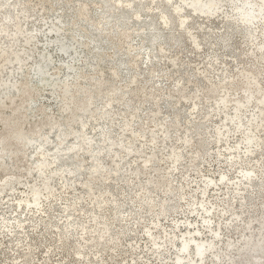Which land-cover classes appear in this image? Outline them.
Here are the masks:
<instances>
[{"label": "rangeland", "instance_id": "374dc122", "mask_svg": "<svg viewBox=\"0 0 264 264\" xmlns=\"http://www.w3.org/2000/svg\"><path fill=\"white\" fill-rule=\"evenodd\" d=\"M122 1L128 2L131 7L128 12L124 11L122 7L120 9L115 7L114 3H118L117 0H107L109 7L105 6L103 14H99L98 9H95L98 6L97 0H90L87 5L89 20L79 19L74 22L73 17H76L75 14L77 15L82 0H0V54L3 53L0 57V100H2L0 111L5 113L10 110L8 102L11 101V98L5 96L14 94L16 83L19 82V88L15 101H21L22 95L26 94L27 84H30L35 87V91L29 98L36 102L30 107L27 100L21 101L20 109L22 112H26V115L23 116L25 118L27 116L30 121L50 117L52 122L59 121L60 126L62 125L59 127L61 130L58 133L44 128L38 141L32 140L27 143L25 162L31 165L33 173L20 175L17 187L13 186L0 191V264H89L93 259L97 264H172L178 249V239H176V243H171L164 241L165 238L162 239L161 236L166 231L175 234L186 229V224H189L186 219L190 214V202L200 199L201 190L205 184L204 179L207 176L216 178L222 171L227 172L231 183H222V186L226 185L225 188L208 189L206 197L209 199L208 202H214L212 213L215 211L218 213L221 208L229 207L230 210L223 217H231L229 221L232 223L227 222V218H219V214H215L213 224L218 226L222 224L224 227L222 238L216 247L221 251L222 259L215 258L214 261V254L211 253L206 258V264H229L230 257L238 256V246L241 243L239 242L236 248L230 250L227 249L228 245L225 243L228 239H238L241 233H249L252 238V236H256L258 233L259 236L263 232L258 224L263 218L262 210L264 209V110L261 111L256 107L255 98L246 105H242V110L238 109L237 111L232 107L233 105L229 108L221 107L222 101L212 104L205 99V94L208 93L210 84L220 82L225 86L220 88L222 91L219 98L226 90L234 91L231 87L232 83H227V81L231 78L234 79V75L239 71L247 72L252 80H257L260 86H263L264 90V2L262 7H259V2L256 0H252L246 5L243 0H218L214 4L217 8L216 15H211L210 19L206 21L202 16L193 15L190 9L183 7L182 12H186V19L190 26L183 29L177 24L178 17L172 13L173 6L169 5L166 0H156L157 5L152 9L148 7V0L142 2ZM179 1L183 2V0ZM206 1L208 0L201 2ZM195 2L193 1L197 5ZM240 4L244 6V10L239 7ZM203 6L206 8V4ZM150 10L154 11L152 20L148 15ZM240 10L244 11L248 23L242 22L243 15L238 13ZM135 11L139 12L138 17L133 16ZM256 11L260 12L258 17L253 16ZM162 12L167 14L169 28H162L158 16ZM219 13L221 15L217 16ZM109 14H113L115 18L113 16L109 18ZM121 15L127 16L126 26L133 32L139 30L148 32L149 35L145 40L146 48L143 47L142 50L146 56L158 63V69L156 67L154 71L153 67L145 64L144 58L140 57L135 67L142 74L136 73L138 81L131 83V77L136 70L130 69V66L133 65L129 61L131 53L125 54L128 44L116 48L118 56L122 57L125 54L123 57L126 58L124 71L127 76L121 85L122 92L119 91L115 95L112 100L113 106L108 109L105 106L108 91L116 84V79L112 76V64L106 60L107 62L103 63V68L93 72L95 59H88L87 62L84 58L85 50L81 46L76 49L75 40L77 42L83 39L88 43L90 38H83L84 32L98 38V30L95 29L98 19L112 21L110 23L113 24L115 30L111 27L110 34L116 40ZM223 16H225V22L222 21ZM134 17L143 19L145 22L148 21V23L141 25L140 22L135 21ZM227 19L234 20L232 26L226 25ZM239 22H242L243 25H239ZM17 24L21 26V33L16 31ZM90 24L92 25L90 26ZM156 33H163V37L158 38L154 46L147 47L152 35ZM168 34H175L179 40L167 43L164 37ZM228 34L231 35V41L228 46H225L226 41H229L226 39ZM137 38L133 41L134 44L138 42L139 38ZM195 41L199 43V46ZM161 44H164V49H161ZM6 55L9 56V59L3 61L2 59ZM69 63L73 64L75 68L68 67ZM28 67L32 70L29 75L30 79L23 76ZM38 68L41 70L46 68L45 71H48L47 73L53 78L56 85L44 86L41 84L39 81L40 69ZM80 68L89 74L88 76L93 77L92 79L84 78L83 84L101 94L96 99L95 105L92 106L93 114L84 112L78 120L74 121L71 120V108L61 111V108L64 109L62 105L65 100L59 96V91L63 87V81L71 80L73 71ZM56 70L60 72L55 73ZM150 70L152 73H149ZM137 85L143 91L150 92V95L143 97L142 104L137 100L138 97L133 95L135 91L133 88ZM181 86H185L183 93L189 96L188 99L181 96ZM239 92L240 90L232 97L239 96ZM156 94H161L157 100L154 98ZM194 95H196L195 99L198 103L191 106ZM80 97L85 98V93L83 92ZM157 108L159 111L155 112ZM225 108L226 110H223ZM132 110L136 114L133 117L129 116L132 120L130 121L131 129H128L126 123ZM177 114H179V120H177L178 123H174ZM231 114L234 115L231 116ZM222 116L226 117V120H222ZM228 120L231 124L230 126L224 124L223 130L228 128L229 133L227 131L225 135H222L225 138L222 143H216V128ZM165 122L172 123L167 135L160 129L162 123ZM84 123L86 127L81 130V125L83 126ZM31 124L27 122L25 127H29ZM68 129L72 130V134H68ZM106 129L112 131L105 142ZM188 135L191 138V146L180 147L181 162L179 161L175 169L173 166L170 167L171 172L168 175L171 177V184L170 190H166V192L163 187H157L156 184L163 178L162 174L171 163L170 151L179 145L182 137ZM60 136L65 137V142L57 147ZM153 137H155L154 142L150 140ZM42 138L48 139L44 145L40 143ZM238 139L240 142H237ZM221 144L222 146H220ZM234 144V149L237 151L235 159H238V163L232 166L229 160L233 156L228 154L230 150L227 147ZM246 144L250 145L248 151H246ZM70 146L74 149L71 150ZM130 146L133 147L132 151L129 149ZM220 148L222 153L219 152ZM195 149L199 150V156L202 157L200 163L197 160L192 164L190 154ZM246 152H251L248 159H246ZM72 153L79 156H71L65 160L64 157L72 155ZM150 153L154 155L151 162L153 165L146 173L142 161ZM15 155V152L10 151L0 162L6 165L8 172H19L20 170L14 164ZM97 156L101 157V162L104 164V167H100L99 170L93 165V162L98 163L95 160L98 158ZM40 157L46 162V171L37 173ZM115 166L118 170L115 169ZM242 166L245 167V171L250 168L257 169L250 179L243 177L249 181L248 183L236 177L238 174L241 175ZM106 173L110 175L109 182L107 181L109 184L111 183L110 186L100 184ZM90 174H94L95 188L88 191L83 182L92 178ZM236 180L239 182L236 183ZM33 185L42 188L41 201L43 204L41 206L48 210L39 211L35 207L37 212L31 209L19 213L21 207H18L19 210H15V204L22 197L21 195L30 192ZM106 186H108V190ZM143 186L148 189V195L146 200L140 202L138 194L142 192ZM237 186L244 187L240 193H237L239 190L236 188ZM48 189L51 193L47 192ZM101 192L109 198V203L102 212H97L94 206L96 200L93 201L92 197ZM182 192H187L184 198L180 197ZM163 197H168L165 201L168 205L166 211L160 212L158 208H155L154 211L148 210L149 200L154 199L159 203ZM231 202L233 204L230 206ZM212 203L210 202L209 205ZM254 203L256 204L254 205ZM116 204L119 207L114 210L111 206H116ZM239 211H241L240 217L232 220ZM68 212L73 214L68 215ZM191 214L193 215L195 212H191ZM25 217H28L27 220ZM200 218L201 216L195 221V224H203V221L199 222ZM70 220L73 221L70 223ZM176 220H179L177 226H175ZM156 221L158 227L152 228L151 226H154ZM247 221H250V225L245 229ZM148 226L154 232V236L158 237L157 240L164 241L160 251H154V241L146 231ZM101 227H108L105 237H99ZM122 230L123 232H121ZM61 231L63 234L68 233L71 239L66 249L60 247ZM208 234L211 233L208 231ZM97 241H101V244L98 245ZM80 247L86 255L82 257L86 258L84 262L79 259L80 255L76 253ZM260 260L264 261V257ZM239 264L246 263L241 261Z\"/></svg>", "mask_w": 264, "mask_h": 264}, {"label": "bare ground", "instance_id": "6f19581e", "mask_svg": "<svg viewBox=\"0 0 264 264\" xmlns=\"http://www.w3.org/2000/svg\"><path fill=\"white\" fill-rule=\"evenodd\" d=\"M106 1L107 0H97L98 6H96L95 9H98L99 14L100 13L103 14V11L105 10V6H108ZM136 1L142 2L143 0H136ZM148 1L149 2L147 4H148V7L150 9H152L153 6L157 5L156 0H148ZM193 1H196L195 3H197V5L194 4ZM201 1H204V0H183L184 3L182 1H179V0H177V1L166 0V2L169 5H172L173 6L174 9H172V13L176 17H178L179 20H178L177 24H178V26L180 28H183V29H185V28H187L189 26V22L186 19L187 18L186 17V12L185 11L182 12V8L183 7L190 9L191 14H193V15L196 14V15L202 16L204 18V21H206L207 19H210L209 17H211V15H216L215 13L217 12V8H216V6L214 4L217 3L218 0H208L206 2H201ZM243 1H244L245 5H246L247 3H251L252 0H243ZM256 1L259 2V7H262V4H263L264 0H256ZM89 2H90V0H82V2L80 4V8L77 10V15L75 14L76 17L74 18L72 16L74 22L76 20H79V19H81L83 21H85L86 19L89 20L87 18L89 16L88 11H87V9H88L87 8V5L89 4ZM117 2L118 3H114L115 7H118L119 9H120V7H122V9L124 11L127 10L126 12H128V10L131 9V7L128 5V2H124L122 0H117ZM205 4H206V8H204V6L202 7V5H205ZM54 6H55V4H54ZM239 7H242V9L244 8V6L242 4H240ZM207 8H209L210 10H208ZM258 9L260 10V8H258ZM241 10L238 11V13H240L241 15H243L242 16V19H243L242 22L248 23L246 21L247 16L244 14V11H241ZM258 11H256L253 16L258 17V15L260 14V12H258ZM118 13L119 14H122L120 12H118ZM153 13H154V11H151V10L148 11V15L151 16L150 17V20L153 19V17H152ZM119 14H118V16H119ZM126 15H121V17H120V24H119L120 28H119L118 32H116L117 33L116 34L117 35V37H116V40L117 41L110 34V30H112L111 27L114 28L113 24L110 23V22H112V21H110V19H106V20H104V19H100L99 20L98 19V21H96L97 24L95 26L96 27L95 29H96V31L98 30V36H99L98 38L97 37L95 38V37L91 36L89 33H85L84 32L83 38H85V37H89L90 38V41L88 43L85 42V40L83 41V39L80 40V41H77V42L75 40V43L77 44V46L75 48L77 49L79 46H81L85 50L86 55H85L84 58H86V61L88 59H91V58L92 59H95L94 64H93V66H94L93 72H96L99 68H103V63L106 60H108L109 63L112 64V70H113L112 71V76L116 79V81H115L116 84L113 85L112 88H110V90L108 91V96H107L108 98H107L106 103H105V106L108 109L112 108L111 107V106H113L112 100L115 97V95L117 93H119V91H121L120 89H121L122 82H123V80H125L124 78L127 76V74L124 71V64L126 62V58H123V57L125 56V54L128 53V55H129V53H131L130 54L131 57H130L129 61L132 62L133 65L130 66V69L132 68V69H135L136 70L134 72V74L132 75V77H131V83H133L135 81H138V79L136 78V77H138L137 74H142V72L141 71H137L138 69H137V67H135V66H137V63H138L137 60L140 57H143L144 58L143 62L145 64L153 67V70L154 71L156 70V67H157V64H158V63L154 62L153 60H151L148 56H146L145 52L142 50V48L146 46L145 45V40H146V38L149 35L148 32H145V31H142V30H139L138 32H133L132 30H130L126 26V23H127V20H128ZM134 15L138 17L139 12L138 11H135L134 14H133V16ZM220 15H221V13H219L217 16H220ZM112 16L114 17L113 14H109V18H111ZM158 16H159L160 22L162 24V28H169V22L167 20V14H165V12L164 13L162 12V13L158 14ZM134 19H135V21L140 22L141 25H146V23H148V21L145 22L143 19H140V18H135L134 17ZM222 21L225 22V16H223V20ZM233 21L234 20L227 19L226 25L228 24L227 26H232L231 24L234 23ZM61 22L62 21H60V23ZM242 22H239L238 24L239 25H243ZM70 24H71V22H70ZM91 25L92 24H90V26ZM22 29H23V26H22ZM85 29H86V27H85ZM20 30H21V26L19 24H17L16 31L17 32H20ZM114 30H115V28H114ZM230 36L231 35L228 34V36L226 37V39H229V41H226V43L224 44L225 46H228L230 44V41H231L230 40V38H231ZM73 37H74V34H73ZM162 37H163V33L153 34L147 47L154 46L155 43H156V40L158 38H162ZM136 38L138 39V42L136 44H134L133 41H135ZM164 38H165V40H166L167 43H170V42L175 41V40H179V38H177V36L175 34H168V36L166 35ZM126 43L128 44V46H126L127 50L125 51L124 56H122V57L121 56H118L117 53H116V48L123 47ZM195 43H196L197 46H199V43L197 41H195ZM63 44H65V43H63ZM160 46H161V49H164V44H161ZM133 51H135V52H133ZM2 54L3 53L0 54V57H1ZM83 55H84V52H83ZM8 59H9V56L6 55V56L3 57L2 60L5 61V60H8ZM80 59H82V58H80ZM86 66H84V67H86ZM93 66H91V67H93ZM68 67L73 68V69L75 68V66L73 64H70ZM82 68H83V66H82ZM82 68L75 69L73 71V75H72L73 78L71 77L72 79L69 80V81L68 80H64L63 81V85H62L63 87H62L61 91H59V96L65 100V103L62 105V107H64V109L61 108V111L65 110V109H70L71 108V115H72V119L71 120H74V121L78 120L79 116H81V114L84 113V112H88L90 114H93L92 113V111H93L92 110V106L96 102V99H98L99 98V95L101 94V93H99L97 91H94L92 88H87L83 84L84 83V81H83L84 78L92 79L93 77L92 76H88L89 74L85 73V71ZM38 69H40V68H38ZM157 69H158V67H157ZM45 70H46V68L44 70L43 69L42 70L40 69V72H39V81H40V83L43 84L44 86H47V85H56V83H54V81H53V78H51V76L47 73L48 71H45ZM31 71L32 70H30V67H28V69L24 71L23 76H25V77H27V78L30 79L31 76H29V75H30V72ZM58 72H60V71L59 70H56L55 73H58ZM149 73H152V71L150 70ZM54 75L56 76V74H54ZM232 79L233 78H231V80ZM231 80H228L227 83H232L231 87L234 89V91H228V90H226V92L219 98L218 96L220 95V92L222 91V90H220V88L221 87L224 88L225 85L223 83H221V82L220 83H213V84H210L209 91H208V93L205 94V97H206L205 99H207L212 104L220 103L222 101L223 105L221 107H227V108H229L231 105H233L232 107H234L238 111V109L239 110H242V105L243 106L246 105V103L253 101V98H255L256 99V102L254 104L256 105V107H258L261 111L264 110V90H263V86L261 87L260 84H259V82L257 80H252L251 79V76L247 72H245V71H239L236 75H234V79L232 81ZM100 85H98V88H100ZM14 87H15L14 94L13 95L12 94H7L5 96V97H8L9 96L11 98V101L8 102L9 105H10V110L7 111V112H5V113L2 112V111H0V124H1V129H0V162L4 159L6 153H8L10 151L11 152H15L16 155L14 156V160H15V163L14 164L20 170H19V172H8L7 169H6L7 168L6 165H4V163L3 164L0 163V191H3L5 189H10L13 186H16L18 184V182L20 181L19 180L20 175H30L31 173H33V169L31 168V165L25 162V157L27 155V149H28L27 143L28 142H32V140L38 141L39 140V137L42 135V130L44 128L45 129H48V130H51V131H54L55 133H58L59 130H61V129H59V127L62 126V125L60 126V122L59 121L52 122L51 119H50V117H45L43 119H40V120L38 119V120H33V121H30L27 116L25 118L23 115H26V112H22V110L20 109L21 101L23 99L24 100H27L29 102L30 107H31L36 101L34 99H30L29 96L35 91V87L33 85L27 84V86L25 88L26 94L25 95H22L21 101H19V100H16L15 101V96L17 95V90L19 88V82L16 83ZM56 89H58V88H56ZM133 89L135 90L134 93H133V95L136 96V97H138L137 100L141 104L144 102L143 97H145L147 95H150L149 94L150 92L143 91L141 89V87H139L138 85H137V87H135ZM184 89H185V86H181V88H180L181 96L182 97H185L186 99H188L189 96L186 95L185 93H183L184 92ZM238 90H240L239 96L232 97L233 94H236ZM83 92L85 93V96H86L85 98H81L80 97V95ZM160 95L161 94H156L154 96V98L157 100V99H159ZM195 97H196V95L193 96V102H192L191 106H195L198 103L196 101ZM1 102H2V100H0V103ZM182 102H184V101H182ZM232 102H234V103L231 104ZM105 106H103V107H105ZM223 110H226V108L223 109ZM158 111H159L158 108L155 109V112H158ZM22 113H24V114H22ZM135 114H136V112H134V110H132L131 113L128 115V120H127V123H126L128 129H131V127H130V124H131L130 121L132 120L131 118H129V116L131 115L133 117V116H135ZM232 115H234V114H231V116ZM95 116H97V115H95ZM225 118H224V116H222V120H224ZM175 119H176V121L174 120V123H178L177 120H179V114L176 115ZM207 119H209V118H207ZM82 121H84V120H82ZM92 121H94V120H92ZM27 122L28 123L30 122L32 124L29 127H25V124ZM170 124H172V123H170ZM170 124L167 123V122H165V123H162V125L160 126V129L166 135L168 134L169 128L171 127ZM224 124L230 126L231 122L229 120L226 121V122L224 121L222 123V126H218L216 128V131H215L216 134H217L216 139H215V142L216 143H219V142L222 143V141L225 139L222 135H225L227 131L229 133V129L228 128L225 129V130H223V125ZM109 125H110V123H109ZM84 127H86L85 126V123L83 124V126L81 125V130H83ZM241 127H243V126H241ZM25 128H26L27 131L25 130ZM230 129H231V127H230ZM75 131H76V128H75ZM110 131H112V130L111 129H106V131H105V139H104L105 142L110 137ZM68 134H72V130H69L68 129ZM103 134H104V132H103ZM79 135H81V134H79ZM130 136H131V134H130ZM77 137H76V139H77ZM28 138H29L30 141L28 140ZM64 138L62 136H60L58 138L57 147L62 142H65L64 141ZM72 138H74V137H72ZM249 138H250V136H249ZM181 139L182 140L179 143V145H176L170 151L169 158L172 159L171 160V163L165 169V172L162 174L163 178L156 184L157 187H161V188L163 187V190H165V191L166 190L167 191L170 190V184H171V180L170 179H171V177L168 175V173L171 172L170 171V167L173 166L174 169H175L178 166L177 164H179V161H180V158H181V152H182L180 150V147L183 146V145H190L191 144V138H190L189 135L187 137H182ZM46 140H48V139L42 138V141L40 139L41 145H44V143L46 142ZM150 140L152 142H154L155 141V137H153ZM55 141H57V140H55ZM237 142H240V139H238ZM155 144H156V142H155ZM62 145H63V143H62ZM82 145H83V143H82ZM108 145H110V144L108 143ZM111 145H112V142H111ZM220 146H222V144ZM234 146H235V144L233 146H231V147H227V149L230 150V152L228 154H230V155L233 156V157L230 158L231 160H229L231 162L230 164L232 166H234V165H236L238 163V159H235V157H237V151L234 149ZM38 147H39V145H38ZM246 147H247L246 151H248L250 149V145H247L246 144ZM44 149H46V148H44ZM68 149H69V147H68ZM70 149L73 150L74 148L71 147ZM129 149H130V151H132L133 147L130 146ZM94 150H95V148H94ZM198 151H199L198 149H195L190 154V161H191L192 164L194 162H196L197 160H198V163L201 162V157L202 156L201 157L199 156L200 154L198 153ZM219 152L222 153L221 148H220ZM225 152H226V150H225ZM226 154H227V152H226ZM250 154H251V152L250 153H247V158L246 159H248L250 157ZM64 155H66V154H64ZM76 155L77 154L72 153V155L69 154V155H67V157H64V158H65V160H68L71 156H75L76 157ZM77 156H79V155H77ZM88 156H90V155H88ZM153 156L154 155L152 153H150L149 155L145 156L144 159H143V161H142V162H144V165L142 163V166H143V169L145 170L144 172H146V173L149 172V167L151 165H153L151 163L152 162V159H153ZM242 157H244V155H242ZM40 159L41 160L39 162L37 161L38 164L36 163L37 164V173L39 171H41V172L46 171V169H45L46 168L45 167L46 162L43 160V158L40 157ZM92 159H93V157H92ZM228 159H229V157H228ZM54 160H56V159H54ZM59 160H62V159L59 158ZM95 160H97L98 163H94L93 162V165L95 167H97L98 170H99L100 167H102V168L104 167V164H102V162H101V157L95 158ZM73 161H74V159H73ZM93 161H94V159H93ZM70 162H72V161H70ZM198 163H196L197 166H198ZM117 164L119 165L118 160H117ZM47 165L49 166V164H47ZM261 166H262V164H261ZM242 167H243L242 170H240L241 175L240 174L236 175V177H239L240 178L239 180H241V179L242 180H245V179H243V177H247V179H250V176L253 175V172L257 170V169L256 170H253L254 168L252 169V168L249 167L250 169L245 171V167L244 166H242ZM119 168L121 170V167H119ZM105 169H106L105 171H107V168H105ZM115 169L118 170L117 167ZM246 169H247V167H246ZM90 177H92V178H88L86 181L83 182V185H84L85 189H87L88 191H90V189H92L94 187V185H95V182H94L95 181L94 180V174H90ZM109 177H110L109 174H107V173L104 174L103 175V178L101 179L102 182H100V184L101 185H108V186H110L111 183L110 184L108 183L109 182L108 181ZM230 180L231 179L228 178V174H227L226 171L225 172H223V171L220 172L219 175L216 178H214L213 176H207L204 179L205 184L203 186V189L201 190L202 195L200 196V199H198L197 201H194V202H190V205H191L190 214L187 216V219H186V222H189V224L188 223L186 224L187 225L186 226V229H183L181 232H177L175 234H173L171 231L170 232H167L166 231V233L161 236L162 239L165 238L164 241H168V242L170 241L171 243H176V239H178V246H177L178 249L176 250V256L174 257V260L171 262L172 264H206V258L211 253L214 254V261H215V258H217L219 260L222 259L221 251H219L218 249H216V247H217V244H218L219 240H221V238H222V234H223V231H224V227L222 226V224L220 226H218L216 224H213V218H215V216H216L215 214L217 212L215 211V212L212 213V209L214 207V202L212 203V201H210L212 204L209 205L210 202H208L209 199L206 197L207 196L206 194H207L208 189H216V188L219 189V188H222V187L225 188L226 185L225 186H222V183H224V184L231 183ZM239 180H236L235 182L238 183ZM232 182L235 183L234 181H232ZM245 182L248 183L249 181L248 180H245ZM2 184H3V186L1 187ZM7 185H9V186H7ZM210 185H212V186H210ZM108 186H106L107 187V190H108ZM228 186H229V184H228ZM44 188H46V187L44 186ZM236 188H239V190L237 191V193H240L241 189L244 188V187L243 186L242 187H238L237 186ZM142 189H143L142 192H140L138 194V197L140 199L138 201H140V202L142 200H146L147 199V195H148V191H147L148 189L145 186H143ZM47 192L48 193H51L50 190L47 191ZM185 193H187V192H182V194H181L180 197L181 198H184L185 197L184 196ZM216 193H218V192H216ZM41 194H42V188H38V187H35V186L32 187V189L30 190L29 193H26L25 195L23 194L24 196L21 195L22 197H20L18 199V201L16 202V204L14 203L16 205L15 206V210H19L18 207H21L20 208L21 210H19V213L25 212L26 210H29L30 211L31 209H33L34 212H37V210H35V207H36L39 211L40 210L47 211L48 209L44 208V206H41V204H43V202L41 201V197H42ZM167 199H168V197H163L162 200L159 203L158 202H155L154 199L149 200L148 201L149 202V205L147 206L148 207V210L149 211H154L155 208H158L160 210V212L161 211H166V209L168 208V205L166 204L165 201ZM42 200L45 201V199H42ZM92 200L93 201L96 200L94 206L96 207V211L97 212H102L105 209V207H107V205L109 203V198L107 196H105L103 194V192H101L99 194L96 193L92 197ZM33 203H34V206H32ZM231 204H233V203L231 202L230 203V206H231ZM255 204L256 203H254V205ZM157 205H159V207H156ZM111 207L114 210H116L119 207V205L116 204V206L115 205H112ZM229 210H230L229 207H223V208H221L220 209V212L217 213V214H219L218 215L219 218H222L223 215L226 214V212L229 211ZM191 212H193V213L195 212V214L192 215ZM28 213H26V214L28 215ZM240 213H241V211H239L236 214V216L232 218V220L239 218L240 217ZM262 213H263V218L260 220V224H258L259 225V228L261 229V231L263 230V232H262L261 235L258 236V234H259L258 233L256 236H252V238H253L252 239L251 238V234H249V233H246V234L241 233L238 236V239H228V241L225 242L228 245L227 246V249H230V250L236 248L239 242L241 243V245L238 246L239 247L238 248V253H237L238 256L235 257V258L234 257H230L229 264H239V262H241V261H243L246 264H264V261L260 260V258L264 257V209L262 210ZM18 214H17V216H18ZM67 214L68 215H72L73 213L68 212ZM234 214H235V212H234ZM199 216H201V218L199 219V222L203 221V224H200V223H196L195 224V221L198 220ZM27 218L28 217H25L26 220H27ZM29 218H32V217H29ZM189 218H192V219H189ZM223 218H227L228 219L227 222L232 223V222L229 221V218H231V217H223ZM73 220H70V223ZM96 221L99 222V220H97V219H96ZM101 222H103V221H101ZM186 222H184V223H186ZM178 224H179V220H176L175 221V226H177ZM249 225H250V221H247V223L244 226V228L246 229L247 227H249ZM7 226H9V225H7ZM151 227L152 228L158 227V222L156 221V224L154 226H151ZM59 228H60V226H59ZM206 228H208V229L206 230ZM83 230H84V228H83ZM146 231L149 233V236H151L152 239H153V241H154V244H155L154 251L155 252L160 251L161 246H162V244H163L164 241L157 240L158 237L154 236L155 234H154V232H152V229L149 226H148V228H147ZM208 231L211 234H208ZM84 232H82V234H83L84 237H86L84 235ZM99 232H100L99 233V237H105L107 235V233H108V227H101V229L99 230ZM121 232H123V230ZM69 237L70 236L68 235V233L63 234V232L61 231V236L59 238L60 247H62L64 249L67 248L68 244H70V242H71V239ZM192 243H194V245H196L198 247V250H199V252L201 254L200 257H197V253L195 252V249H194ZM97 244L100 245L101 244V241H97ZM186 246L188 247V252L187 253H185L183 251L184 247H186ZM76 253H77V255H80V258L79 259L82 262H84L85 259H86V258L85 259L82 258V257H85L86 256L84 254V250L80 247V248H78V250H76ZM227 253L230 254V252H227ZM89 264H97V263H96V260L93 259Z\"/></svg>", "mask_w": 264, "mask_h": 264}, {"label": "water", "instance_id": "95a60500", "mask_svg": "<svg viewBox=\"0 0 264 264\" xmlns=\"http://www.w3.org/2000/svg\"><path fill=\"white\" fill-rule=\"evenodd\" d=\"M207 9L210 10L209 8H207ZM192 245H193V247H194V249H195V252L197 253V257H200L201 254H200V252H199V250H198V247H197L196 245H194V243H192ZM183 251H184L185 253H187V252H188V247H187V246L184 247Z\"/></svg>", "mask_w": 264, "mask_h": 264}]
</instances>
